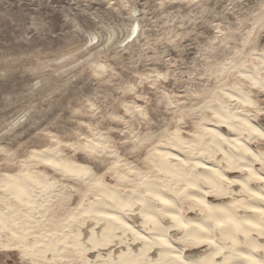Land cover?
<instances>
[{
    "label": "rangeland",
    "instance_id": "374dc122",
    "mask_svg": "<svg viewBox=\"0 0 264 264\" xmlns=\"http://www.w3.org/2000/svg\"><path fill=\"white\" fill-rule=\"evenodd\" d=\"M261 55L264 0H0V179L58 142L99 175L117 157L149 168L158 140H193L218 102L264 128V86L242 73L264 79ZM235 88L253 104L225 96ZM87 138L109 147L97 162L76 147Z\"/></svg>",
    "mask_w": 264,
    "mask_h": 264
},
{
    "label": "bare ground",
    "instance_id": "6f19581e",
    "mask_svg": "<svg viewBox=\"0 0 264 264\" xmlns=\"http://www.w3.org/2000/svg\"><path fill=\"white\" fill-rule=\"evenodd\" d=\"M251 65L242 73L264 86ZM225 96L253 104L240 89ZM209 109L193 140L181 130L158 140L147 170L117 157L99 175L63 142L33 151L0 179V253L32 264H264V150L252 145L264 128L224 102ZM106 145L76 147L97 162Z\"/></svg>",
    "mask_w": 264,
    "mask_h": 264
}]
</instances>
